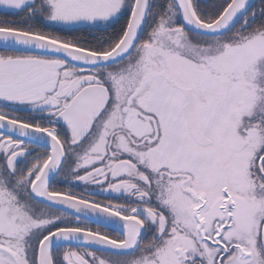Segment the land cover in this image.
<instances>
[{"label": "snow or ice", "instance_id": "1", "mask_svg": "<svg viewBox=\"0 0 264 264\" xmlns=\"http://www.w3.org/2000/svg\"><path fill=\"white\" fill-rule=\"evenodd\" d=\"M0 264H264V0H0Z\"/></svg>", "mask_w": 264, "mask_h": 264}]
</instances>
